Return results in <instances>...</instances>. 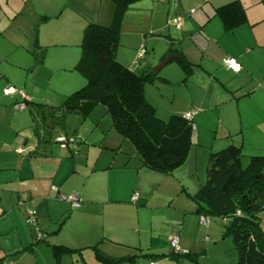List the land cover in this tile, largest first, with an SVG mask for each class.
Returning a JSON list of instances; mask_svg holds the SVG:
<instances>
[{
    "label": "crops",
    "instance_id": "0c3cea01",
    "mask_svg": "<svg viewBox=\"0 0 264 264\" xmlns=\"http://www.w3.org/2000/svg\"><path fill=\"white\" fill-rule=\"evenodd\" d=\"M232 2L243 9L245 23L225 31L215 11ZM176 4L175 0L129 4L119 22L115 53L119 64L137 74L151 73L170 54L193 66L185 77L179 62L174 67L170 61L162 78L156 73L157 86L153 82L144 87L145 99L163 121L195 112L187 157L164 174L142 166L133 147L114 131L107 142V134L92 132V139L82 138L74 152L51 145L42 132L52 129L40 127L39 114L34 113L36 126L33 115L16 108L23 99L3 93L4 87L12 86L33 106L59 100L61 105L82 88L85 80L74 67L83 30L88 24L109 26L114 2L0 0V35L16 39L0 50V264H55L52 246L76 251L62 255L58 264L66 256L101 264L96 252L114 260L133 258L135 264H235L233 242L223 236L229 221L210 222L209 217L208 228L203 229L193 197L205 183L211 153L233 145L245 157L264 155V0ZM176 15L182 17L180 29L168 24ZM141 45L146 53L137 61ZM23 52L37 56L34 72L40 68L43 74L55 75L45 82L46 90L36 80L27 86L29 77L19 73L32 64L27 57L20 58ZM225 57L236 59L239 73L222 66ZM172 83L186 91H178L173 97L177 103L161 114L148 97L153 88L166 90ZM39 87L43 92L38 93ZM49 91L54 96L49 97ZM58 137L81 140L67 134ZM69 195L78 196V208L60 199ZM26 207L36 211L43 234L39 243L26 223ZM172 234L188 255H171Z\"/></svg>",
    "mask_w": 264,
    "mask_h": 264
},
{
    "label": "trees",
    "instance_id": "16d2710c",
    "mask_svg": "<svg viewBox=\"0 0 264 264\" xmlns=\"http://www.w3.org/2000/svg\"><path fill=\"white\" fill-rule=\"evenodd\" d=\"M112 1L115 4L112 23L109 26L88 24L82 33L80 57L74 70L84 78L85 85L67 96L61 106L52 112H60L61 115L77 112L82 118H87L94 108L103 106L111 129L133 147L141 165L168 174L185 161L192 145L193 131L184 115H172L163 121L146 101L144 87L157 79L156 74H137L116 61L119 22L125 8L136 0ZM215 12L225 31L245 23L244 11L237 2L220 7ZM178 62L187 74L185 76L190 75L193 66L183 57ZM24 102L25 106H30L27 100ZM34 106L40 111V127L52 128L54 124L48 116H54L50 112L46 114L39 104ZM32 117L38 123L34 115ZM193 199L198 206V216L229 221L224 234L232 237L237 253L235 264H264V230L260 217L264 214V155L245 157L242 149L233 145L211 153L205 183ZM36 241L39 243L42 238ZM74 252L62 246H52L55 264L62 255ZM188 254V251L187 254L171 253L174 256ZM96 256L101 264H122L125 260L135 264L133 258L114 260L98 252Z\"/></svg>",
    "mask_w": 264,
    "mask_h": 264
},
{
    "label": "rangeland",
    "instance_id": "374dc122",
    "mask_svg": "<svg viewBox=\"0 0 264 264\" xmlns=\"http://www.w3.org/2000/svg\"><path fill=\"white\" fill-rule=\"evenodd\" d=\"M15 40L16 39L14 37L11 38L8 33L1 34L0 35V50L5 48V46L9 45L8 41H11L12 43H14ZM24 57H27L26 59H28V62L31 61L32 64L29 67H27V65L23 66L24 69L18 70L19 73L22 75V77H24V75L25 76L27 75L29 77L27 86L33 84L34 80H36L37 83H41V82L44 83L43 84L44 89L39 87V90H38V93L43 92V90H46L45 82H48V80H50L49 76L51 75L52 79L54 80L56 78L55 75H52L51 73H47V71H45L44 72L45 74H43L42 72H40V68H38L37 71L34 72L33 70H34L35 65H36L34 58L36 56H31L30 54L23 52L21 54L20 58L23 60ZM177 63H178V60H172L168 65H173L175 67L176 65H178ZM168 65H167V67H168ZM165 70H166V66H165V68H162L158 72V75L161 78L165 75ZM75 75H77V74L75 73ZM184 75H187V74L184 73ZM156 81H157V79L154 81V83L157 86L158 82H156ZM51 85H52V83H51ZM167 87L168 88H165L166 90L153 88V90H151L152 95L148 97L149 102H152V104H154V106H156V108H158L159 113H161L163 109L169 110L171 105H175L177 103L176 97L174 99H173V97L177 94L178 91H184V93L186 91L184 88H180V86H178V84L175 85V83H172L171 86H167ZM50 88H51V86H50ZM48 93H49L48 96L50 97V95H52V92L49 91ZM52 96H54V95H52ZM152 100H154V101H152ZM36 104H39L41 110L45 111L46 114L48 112H50L54 116V117L50 116V118H51L50 122L54 124V126L52 127L53 129L51 128L52 130H45L42 132L43 134H45V136L47 138L51 139V141H52L51 145H53V146L58 145L55 143V137L59 136V135L67 134V136H72V135L77 136L78 139L79 138L81 139L80 141H77L80 143L82 141V138H83V140L85 139V141L90 140V139H87L86 136L92 139V136H93L92 132H94V131H95V133H94L95 136H97L96 135L97 131L102 132V134H104V133L107 134L106 142L110 139L111 133H114L113 130L111 129L110 119L108 118V116L105 113V108L101 105H98L96 108H94V110L91 113V116H89L87 118H82V117H79L77 112H73V114L70 116H68V114L61 115L62 113H60V112H58L56 114H55V112H52L61 106L60 100L55 101V102L52 101L53 105H46V104L37 103V102L34 105H36ZM31 105H33V104H30V106H28L26 109H24L26 111V113L29 116L34 115V117H35V114H34L35 112L37 114H40L39 110H35L36 106H31ZM56 115L58 116L57 118H56ZM165 118H167V117H165ZM36 123L37 122H34V124H36ZM95 124L98 125V128L95 127ZM33 128H35V127L33 126ZM31 130L32 129H30V131ZM29 135H30V138L33 137L32 132H29ZM115 135H117V134H115ZM210 218H209L210 222H212V221H217L218 223L223 222V220L220 218H216V217H210ZM262 219H264V216H262ZM200 227H202L203 229L208 228V227H205L202 225H200ZM261 227H262V229H264V223H262ZM224 231H225V226H224ZM223 236H227L230 239V241H232V237L224 234V232H223ZM64 259L65 260L60 261L59 264H94L93 262L89 261V259H86L85 261H83V260L78 259L76 256H72V257L66 256V257H64ZM51 264H54V262L52 261Z\"/></svg>",
    "mask_w": 264,
    "mask_h": 264
},
{
    "label": "built area",
    "instance_id": "2783aa9c",
    "mask_svg": "<svg viewBox=\"0 0 264 264\" xmlns=\"http://www.w3.org/2000/svg\"><path fill=\"white\" fill-rule=\"evenodd\" d=\"M176 0H175V6H176ZM193 12V10H191ZM168 24L175 27L176 29H180L182 25V17L179 15H176L174 18L170 19L168 21ZM146 53L145 46L141 45L139 50L137 51L136 59L137 61H140L144 58ZM222 66L231 71L232 73H238L241 70L240 65L233 57H225L222 61ZM3 93L6 96H14L15 94H18L23 101L17 104L16 108L23 110L26 108L25 102L27 99H25V96L23 95L22 91L17 90L16 88L12 86H6L3 88ZM195 112L190 111L184 115L185 120L190 124L192 131H195V125L193 123ZM55 143H57L60 148L62 149H68L77 151L78 150V143L77 140L74 137H58L55 139ZM60 199L65 200L68 202L72 208H78L80 206V199L77 195H69V196H61ZM135 197H133L132 201H135ZM25 214H26V223L28 226H30L32 229L35 230V239L40 240L42 238V235L37 227V220H36V211L32 208H25ZM199 224L205 227H208L209 225V219L205 216H199ZM169 245L172 249V251L176 254H187V250L182 249L179 245L178 237L176 234H172L168 237Z\"/></svg>",
    "mask_w": 264,
    "mask_h": 264
},
{
    "label": "water",
    "instance_id": "95a60500",
    "mask_svg": "<svg viewBox=\"0 0 264 264\" xmlns=\"http://www.w3.org/2000/svg\"><path fill=\"white\" fill-rule=\"evenodd\" d=\"M172 60H179V55H167L156 67L151 70V74L155 75L157 72H159V70H161L166 64H168Z\"/></svg>",
    "mask_w": 264,
    "mask_h": 264
}]
</instances>
